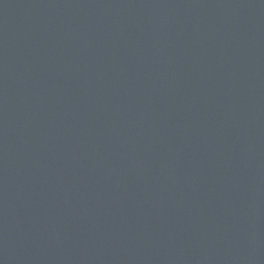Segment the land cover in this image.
I'll use <instances>...</instances> for the list:
<instances>
[{
	"label": "water",
	"instance_id": "obj_1",
	"mask_svg": "<svg viewBox=\"0 0 264 264\" xmlns=\"http://www.w3.org/2000/svg\"><path fill=\"white\" fill-rule=\"evenodd\" d=\"M0 264H264V0H0Z\"/></svg>",
	"mask_w": 264,
	"mask_h": 264
}]
</instances>
